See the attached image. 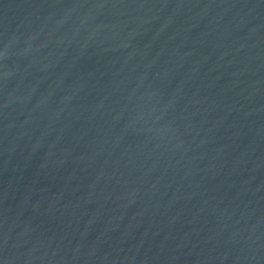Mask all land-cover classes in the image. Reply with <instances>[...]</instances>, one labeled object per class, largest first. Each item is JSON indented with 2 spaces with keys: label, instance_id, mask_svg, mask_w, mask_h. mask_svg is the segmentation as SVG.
I'll return each mask as SVG.
<instances>
[{
  "label": "water",
  "instance_id": "obj_1",
  "mask_svg": "<svg viewBox=\"0 0 264 264\" xmlns=\"http://www.w3.org/2000/svg\"><path fill=\"white\" fill-rule=\"evenodd\" d=\"M0 264H264V0H0Z\"/></svg>",
  "mask_w": 264,
  "mask_h": 264
}]
</instances>
